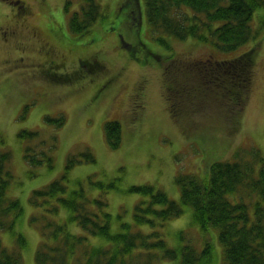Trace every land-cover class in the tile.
Wrapping results in <instances>:
<instances>
[{"label": "rangeland", "instance_id": "obj_1", "mask_svg": "<svg viewBox=\"0 0 264 264\" xmlns=\"http://www.w3.org/2000/svg\"><path fill=\"white\" fill-rule=\"evenodd\" d=\"M20 1L29 18L26 25L18 23L22 27L20 36L32 38L35 27L46 43L65 53L66 62L58 72H49L63 81L52 80L32 66L34 59L9 64V57H19L17 48L11 44L2 47L0 43V154H12L6 165L13 175L7 194L19 199L24 208L15 224V233L0 227V239L9 251H21L19 235L25 240L23 264H37L35 254L44 239V225L49 222L67 224L74 233L85 234L75 222L69 221L70 212L58 201L60 195L40 197L38 206L32 203L36 190H43L56 180H63L68 191L83 186L90 196L96 197L103 190L91 185V179L108 184L121 178L119 189H109L106 194L107 211L113 217L112 230L119 232L122 223L133 221L139 201L147 199L125 192L130 187L152 185L181 203L176 182L180 174L205 177L213 162L240 160L234 156L241 148L256 147L264 157V8L255 13L251 39L225 51L214 42L194 37L180 39L164 30L153 31L145 0H129L134 3L136 19L128 8L122 10L128 0H97L106 17L85 35L70 26L72 16L80 13L84 0ZM13 3L14 0H0V26L17 20ZM122 43L131 47H123ZM255 46L258 49L255 89L239 134L225 135L218 124H207L196 135L185 133L184 125L172 116L166 100L163 81L166 60L210 55L217 60H230ZM27 54L39 58L34 48H28ZM85 61L95 67L84 66ZM11 66L16 69L9 72L7 68ZM196 101L194 98L193 104ZM108 121H118L122 126L121 146L117 149L108 144L105 133ZM24 131L29 134L20 137ZM87 152L93 154L94 161L86 160ZM43 153L53 159L52 168ZM72 156L77 161L67 170ZM32 157L44 162L34 165ZM261 168L259 165L257 170ZM184 209L181 217L156 227L164 233L167 245L176 249L193 244L202 250L211 243L220 261L223 248L219 230L214 227L203 230L194 219L193 208ZM11 215L12 212L3 218L7 221ZM97 245H107V241L91 236L90 246ZM158 264H180V260L163 259Z\"/></svg>", "mask_w": 264, "mask_h": 264}, {"label": "trees", "instance_id": "obj_2", "mask_svg": "<svg viewBox=\"0 0 264 264\" xmlns=\"http://www.w3.org/2000/svg\"><path fill=\"white\" fill-rule=\"evenodd\" d=\"M145 1L153 31L164 30L180 39L194 37L203 42H214L225 51L234 50L251 39L255 13L264 8V0ZM123 4L122 10H133L134 3L130 4L129 0ZM131 15L136 19L137 13ZM105 17L97 0H84L80 13L72 16L70 26L73 31L85 35ZM125 45L131 47V44ZM125 45L122 43L123 47ZM256 48L230 60H217L212 55L166 60L163 69L166 100L172 116L184 125L185 133L196 135L203 132L201 128L205 125L218 124L225 135L239 134L255 89ZM194 98L198 101L193 104ZM105 132L110 147L119 148L121 124L108 121ZM28 134L24 131L20 137ZM29 151L30 148L27 159L30 158ZM84 156L87 161L95 160L91 152ZM45 157L52 168L53 159ZM234 158L240 160L213 162L205 177L196 174L177 176L181 203L171 200L152 185L130 187L125 192L141 194L147 199L139 201L133 221L122 223L119 232L112 230L113 217L107 211L106 194L109 189H119L121 178L108 184L91 179V185L103 190L96 197L90 196L83 186L68 191L63 180L36 190L31 199L34 205H40V197L60 195L58 201L70 212L69 221L85 232L76 234L67 224H45L44 239L35 254L36 263L158 264L166 259L180 260V264H264V157L258 148L250 147L239 149ZM11 159L10 152L0 154V227L15 233V224L24 214V208L19 199L7 194L13 175L6 165ZM76 161L70 157L67 170ZM43 162L41 158H31L34 165ZM259 165L262 168L257 170ZM185 206L193 208L194 219L203 230L210 227L219 230L223 248L220 261L211 243L202 250L193 244L173 249L167 245L164 233L156 228L182 216ZM10 212L12 215L6 221L3 217ZM144 227L151 229L143 230ZM91 236L106 240L107 245L90 246ZM19 243L21 251H9L0 239V264H23L25 240L20 235Z\"/></svg>", "mask_w": 264, "mask_h": 264}, {"label": "flooded vegetation", "instance_id": "obj_3", "mask_svg": "<svg viewBox=\"0 0 264 264\" xmlns=\"http://www.w3.org/2000/svg\"><path fill=\"white\" fill-rule=\"evenodd\" d=\"M13 1V0H12ZM15 2V9L12 11H15V15L18 17L16 21L14 22H6L5 24L0 26V42L2 47H10L11 45H15L17 48V51L19 53L18 58L9 57V64L13 63H24L26 60L30 61L34 59V62L32 63V66L35 68H38L40 71H42V74L46 78H50L52 80L56 81H63L61 78H55L53 75H50L49 72L54 71L58 72L60 66H63L66 64L65 62V53L58 51L54 45L50 43H46L45 40L42 39L41 34L39 31L34 27L32 29V35L33 37L26 40L20 36V31L22 27L18 25V23H21L23 25H26L29 18L26 16V8L25 5L20 0H14ZM17 6V7H16ZM132 13H136L135 10H132ZM135 17V16H134ZM35 40V43L31 40ZM29 41L32 42L29 43ZM28 48L32 49L34 48V54L38 55V59L33 58L31 54H27ZM87 58V57H85ZM82 60H80L81 62ZM84 62V66L94 68L95 66L91 63ZM83 66V67H84ZM14 66H11L7 68L9 72L15 70L16 68H13ZM87 71H91L86 68Z\"/></svg>", "mask_w": 264, "mask_h": 264}]
</instances>
